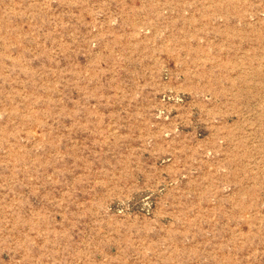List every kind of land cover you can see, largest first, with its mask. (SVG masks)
Instances as JSON below:
<instances>
[{"label":"rangeland","instance_id":"374dc122","mask_svg":"<svg viewBox=\"0 0 264 264\" xmlns=\"http://www.w3.org/2000/svg\"><path fill=\"white\" fill-rule=\"evenodd\" d=\"M0 264H264V0H0Z\"/></svg>","mask_w":264,"mask_h":264}]
</instances>
